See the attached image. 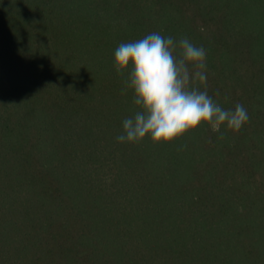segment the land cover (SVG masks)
Here are the masks:
<instances>
[{
	"label": "trees",
	"instance_id": "trees-1",
	"mask_svg": "<svg viewBox=\"0 0 264 264\" xmlns=\"http://www.w3.org/2000/svg\"><path fill=\"white\" fill-rule=\"evenodd\" d=\"M151 32L205 48L239 133L116 140ZM0 264H264V0H0Z\"/></svg>",
	"mask_w": 264,
	"mask_h": 264
},
{
	"label": "clouds",
	"instance_id": "clouds-1",
	"mask_svg": "<svg viewBox=\"0 0 264 264\" xmlns=\"http://www.w3.org/2000/svg\"><path fill=\"white\" fill-rule=\"evenodd\" d=\"M114 67L121 76L127 74L122 92L132 91L137 108L122 122L120 143L150 138L167 144L201 125L223 139L222 129L239 133L249 122L242 104L225 109L208 94L207 52L186 36L177 40L151 32L122 42L114 50Z\"/></svg>",
	"mask_w": 264,
	"mask_h": 264
}]
</instances>
